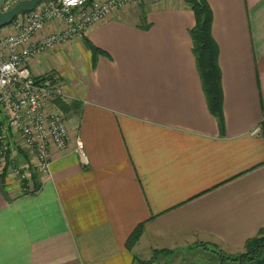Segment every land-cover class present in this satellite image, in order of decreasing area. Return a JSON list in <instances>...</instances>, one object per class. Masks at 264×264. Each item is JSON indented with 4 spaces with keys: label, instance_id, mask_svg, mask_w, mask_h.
I'll return each instance as SVG.
<instances>
[{
    "label": "crops",
    "instance_id": "1",
    "mask_svg": "<svg viewBox=\"0 0 264 264\" xmlns=\"http://www.w3.org/2000/svg\"><path fill=\"white\" fill-rule=\"evenodd\" d=\"M208 2L224 134L208 108L184 0L126 5L31 59L36 76L64 78L67 101L81 111L69 115V149L52 152L35 192L20 193L10 178L9 198L0 191V264H141L154 249L173 253L152 264H235L210 249L235 256L264 229V0ZM83 37L109 56L94 65Z\"/></svg>",
    "mask_w": 264,
    "mask_h": 264
},
{
    "label": "built area",
    "instance_id": "2",
    "mask_svg": "<svg viewBox=\"0 0 264 264\" xmlns=\"http://www.w3.org/2000/svg\"><path fill=\"white\" fill-rule=\"evenodd\" d=\"M19 1L0 0V9L7 10ZM140 1L44 0L0 28V176L14 179L20 193L35 192L33 173L48 176L52 152L68 150L71 142L67 114L58 104L67 101L66 82L54 71L36 76L31 59L72 41L122 7ZM56 22L64 26L33 40ZM74 146L83 156L84 143L79 135Z\"/></svg>",
    "mask_w": 264,
    "mask_h": 264
},
{
    "label": "trees",
    "instance_id": "3",
    "mask_svg": "<svg viewBox=\"0 0 264 264\" xmlns=\"http://www.w3.org/2000/svg\"><path fill=\"white\" fill-rule=\"evenodd\" d=\"M184 2L195 15V25L190 30V35L193 42V54L196 58L208 108L217 118L221 134H224L225 118L223 112L222 71L219 65V46L212 33L214 14L208 0H184ZM140 27L144 30H148L151 27V24L147 22L144 9L141 13ZM83 38L86 46L91 51L94 65H96L99 55L109 56L106 51L95 46L87 37ZM58 104L67 115L78 114L81 111V103L78 100L60 101ZM32 177L35 187L38 188V173L34 172ZM7 179L6 175L0 176V191L6 198H9L6 192ZM143 228L144 225L141 223L132 231L126 243L129 248H132L139 241ZM199 246L209 249L205 243L199 244ZM210 251L214 253V259L220 263L231 261L235 264H264V229H261L255 236L249 238L244 245V251L235 256L227 255L214 247ZM172 253L173 250L169 249H154L151 259L138 261L141 264H152L158 255H170ZM207 262L200 264H215L212 260Z\"/></svg>",
    "mask_w": 264,
    "mask_h": 264
},
{
    "label": "water",
    "instance_id": "4",
    "mask_svg": "<svg viewBox=\"0 0 264 264\" xmlns=\"http://www.w3.org/2000/svg\"><path fill=\"white\" fill-rule=\"evenodd\" d=\"M44 0H21L7 10L0 9V28L5 27L22 13L30 12Z\"/></svg>",
    "mask_w": 264,
    "mask_h": 264
},
{
    "label": "rangeland",
    "instance_id": "5",
    "mask_svg": "<svg viewBox=\"0 0 264 264\" xmlns=\"http://www.w3.org/2000/svg\"><path fill=\"white\" fill-rule=\"evenodd\" d=\"M71 117H72V115H70ZM69 115H67V120L69 121L70 120V117ZM69 126H70V121H69ZM70 130V129H69ZM187 252H189V251H185V253H187ZM181 253V252H180ZM190 256L192 257V255L190 254ZM200 257H205L203 254H200ZM202 260H205V259H201V261Z\"/></svg>",
    "mask_w": 264,
    "mask_h": 264
},
{
    "label": "snow or ice",
    "instance_id": "6",
    "mask_svg": "<svg viewBox=\"0 0 264 264\" xmlns=\"http://www.w3.org/2000/svg\"><path fill=\"white\" fill-rule=\"evenodd\" d=\"M73 2H75V0H73Z\"/></svg>",
    "mask_w": 264,
    "mask_h": 264
}]
</instances>
